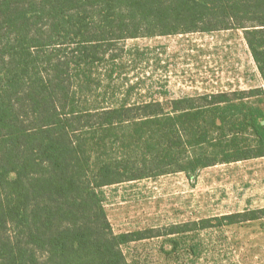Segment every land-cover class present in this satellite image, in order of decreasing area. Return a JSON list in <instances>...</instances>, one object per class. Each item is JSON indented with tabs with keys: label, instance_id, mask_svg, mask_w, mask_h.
Here are the masks:
<instances>
[{
	"label": "trees",
	"instance_id": "trees-1",
	"mask_svg": "<svg viewBox=\"0 0 264 264\" xmlns=\"http://www.w3.org/2000/svg\"><path fill=\"white\" fill-rule=\"evenodd\" d=\"M233 28L262 86L136 101L118 83L129 39ZM259 157L264 0H0V264H130V242L261 219L116 233L101 193Z\"/></svg>",
	"mask_w": 264,
	"mask_h": 264
},
{
	"label": "rangeland",
	"instance_id": "rangeland-1",
	"mask_svg": "<svg viewBox=\"0 0 264 264\" xmlns=\"http://www.w3.org/2000/svg\"><path fill=\"white\" fill-rule=\"evenodd\" d=\"M125 47L132 62L118 83H138L136 101L142 94L167 101L263 85L241 29L139 37ZM101 193L116 233L167 232L174 225L264 208V157L210 166L193 178L177 172L109 185ZM122 249L130 264H264V217L136 240Z\"/></svg>",
	"mask_w": 264,
	"mask_h": 264
}]
</instances>
